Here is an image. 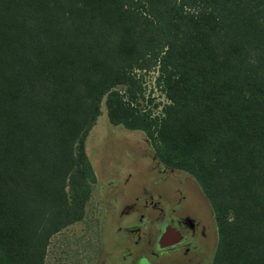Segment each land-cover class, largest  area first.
I'll list each match as a JSON object with an SVG mask.
<instances>
[{
	"label": "trees",
	"instance_id": "16d2710c",
	"mask_svg": "<svg viewBox=\"0 0 264 264\" xmlns=\"http://www.w3.org/2000/svg\"><path fill=\"white\" fill-rule=\"evenodd\" d=\"M154 65L168 101L151 117L133 72ZM102 96L199 184L212 264H264V0H0V264H43L81 218Z\"/></svg>",
	"mask_w": 264,
	"mask_h": 264
},
{
	"label": "rangeland",
	"instance_id": "374dc122",
	"mask_svg": "<svg viewBox=\"0 0 264 264\" xmlns=\"http://www.w3.org/2000/svg\"><path fill=\"white\" fill-rule=\"evenodd\" d=\"M133 80L134 110L159 116L168 99L157 66L136 69ZM104 96L84 136L95 174L89 198L80 219L50 235L43 264H212L218 233L199 184L162 164L142 129L110 123ZM177 219L187 220L183 238L160 246L164 226Z\"/></svg>",
	"mask_w": 264,
	"mask_h": 264
},
{
	"label": "water",
	"instance_id": "95a60500",
	"mask_svg": "<svg viewBox=\"0 0 264 264\" xmlns=\"http://www.w3.org/2000/svg\"><path fill=\"white\" fill-rule=\"evenodd\" d=\"M176 240H178L177 231L173 229V226L166 225L159 236L158 244L160 246H165L174 243Z\"/></svg>",
	"mask_w": 264,
	"mask_h": 264
},
{
	"label": "flooded vegetation",
	"instance_id": "af4514ba",
	"mask_svg": "<svg viewBox=\"0 0 264 264\" xmlns=\"http://www.w3.org/2000/svg\"><path fill=\"white\" fill-rule=\"evenodd\" d=\"M185 223L186 224V222H187V220L185 219H177V223L176 224H166V225H171V226H173V229L174 230H176L177 231V233H178V240H176L174 243H176V242H178V241H180L182 238H183V234L180 232V230H179V225H180V223ZM189 224V223H188ZM165 225V226H166ZM164 226V227H165ZM160 236V235H159ZM159 236H158V238H157V242H158V239H159ZM174 243H172V244H174Z\"/></svg>",
	"mask_w": 264,
	"mask_h": 264
}]
</instances>
